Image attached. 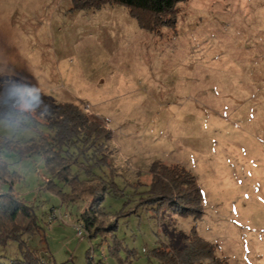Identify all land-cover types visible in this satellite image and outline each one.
I'll return each mask as SVG.
<instances>
[{
	"label": "rangeland",
	"instance_id": "374dc122",
	"mask_svg": "<svg viewBox=\"0 0 264 264\" xmlns=\"http://www.w3.org/2000/svg\"><path fill=\"white\" fill-rule=\"evenodd\" d=\"M178 6L175 26L148 31L120 4L79 10L72 0H0V87L10 82L19 108L39 120L57 118L37 110L40 92L54 106L74 103L103 123L112 132L106 152L115 180L129 196L137 181L145 185L140 191L150 184L155 161L196 177L201 217L165 206L120 219L118 234L136 250L134 264H145L158 239L182 249L193 229L228 264H264V0ZM37 131L24 116L0 121V134L14 139ZM2 157L17 175L0 178V192L13 186L36 206L41 229L30 248L57 264H102L105 243L81 238L74 227L87 202L62 203L38 191L45 180L40 156L5 150ZM124 201L109 195L103 206L112 216ZM20 255L17 242L0 245V261Z\"/></svg>",
	"mask_w": 264,
	"mask_h": 264
},
{
	"label": "trees",
	"instance_id": "16d2710c",
	"mask_svg": "<svg viewBox=\"0 0 264 264\" xmlns=\"http://www.w3.org/2000/svg\"><path fill=\"white\" fill-rule=\"evenodd\" d=\"M182 1L186 0H72V4L74 9L79 10L101 9L107 4L124 5L142 28L158 31L163 26L176 25L180 11L178 4ZM34 102L37 110L46 113L52 111L57 118L39 120L30 110L19 108L15 87L10 82L0 87V121L16 123L19 117L24 116L38 130L37 136L27 140L0 134V178L7 180L17 175L2 157L5 150L16 152L22 159L40 156L45 168L44 189L57 195L62 203L87 202L78 221L88 238H99L105 243L107 258H112L117 264H134L136 250L119 236V221L137 213L142 207L161 210L169 206L185 217L199 218L203 215L202 189L190 171L178 164L155 161L150 167V184L140 191V187L145 185L137 181L130 197L116 182L110 152H106V142L112 140L111 130L103 123L92 120L74 103L54 106L52 99L40 92L36 94ZM21 125L30 127L27 123ZM104 167H108L109 175L103 170ZM109 195L125 198L123 207L112 216L103 206ZM40 229L33 204L20 196L13 186L0 192V245L17 242L21 253L20 257L7 263L0 261V264H57L54 259L45 261L29 246L30 238ZM149 259L146 264H228L217 255L216 244L201 237L195 229L182 249L161 243L150 251ZM90 264H94L93 261Z\"/></svg>",
	"mask_w": 264,
	"mask_h": 264
},
{
	"label": "crops",
	"instance_id": "0c3cea01",
	"mask_svg": "<svg viewBox=\"0 0 264 264\" xmlns=\"http://www.w3.org/2000/svg\"><path fill=\"white\" fill-rule=\"evenodd\" d=\"M41 184H42V183H41ZM41 184H40V186H41ZM39 188H40L39 190H38V189H36V190H38V191H40V192H42V191L44 190V187H39ZM45 191H46V190H45ZM47 193H48V191H47ZM20 194H21V193H20ZM33 194H34V193H33ZM21 195L24 196L23 194H21ZM34 198H35V197H34ZM35 207H36V206H35ZM151 209H152V210H156V207H142V208H140V209L138 210V212L135 213V214L138 215V214L140 213L141 215H144V212H143V210H144V211H145V214H146V217H148L149 214H150L149 211H150ZM82 210H83V209H82ZM82 210L79 211V214L81 213ZM66 214H67V213H66ZM79 214H78V216H79ZM78 216H77V219H76V220H78ZM155 243H156V246H158L159 239L156 240ZM156 246H155V247H156ZM155 247H154V248H155ZM144 249L146 250V252H148L146 248H144ZM142 252H143V251H142ZM40 257H42V256H40ZM149 260H150V259H149V257H148V259L145 261V264H146V263H149ZM153 263H156V261H154Z\"/></svg>",
	"mask_w": 264,
	"mask_h": 264
},
{
	"label": "built area",
	"instance_id": "2783aa9c",
	"mask_svg": "<svg viewBox=\"0 0 264 264\" xmlns=\"http://www.w3.org/2000/svg\"><path fill=\"white\" fill-rule=\"evenodd\" d=\"M52 219H54L56 217V215H51ZM75 229H76V232H77V235L80 236L81 238L85 237L86 236V232H85V229L83 227V225L80 223V222H77L75 225H74ZM144 251H146L144 249ZM103 254V263L102 264H110L109 261H108V258L105 256V252L103 250L102 252Z\"/></svg>",
	"mask_w": 264,
	"mask_h": 264
},
{
	"label": "clouds",
	"instance_id": "9594fccd",
	"mask_svg": "<svg viewBox=\"0 0 264 264\" xmlns=\"http://www.w3.org/2000/svg\"><path fill=\"white\" fill-rule=\"evenodd\" d=\"M27 95H32V93H31V92H29V93H27Z\"/></svg>",
	"mask_w": 264,
	"mask_h": 264
}]
</instances>
